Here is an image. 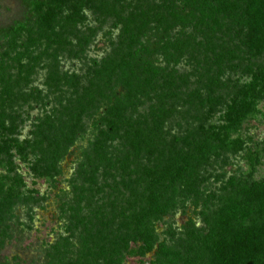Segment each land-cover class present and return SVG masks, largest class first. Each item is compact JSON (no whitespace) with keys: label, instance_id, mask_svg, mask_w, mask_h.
I'll return each instance as SVG.
<instances>
[{"label":"trees","instance_id":"trees-1","mask_svg":"<svg viewBox=\"0 0 264 264\" xmlns=\"http://www.w3.org/2000/svg\"><path fill=\"white\" fill-rule=\"evenodd\" d=\"M24 6L25 22L0 30V88L4 90L0 129L8 133L13 126L6 127L11 119L7 111L13 112L12 103L22 95L16 88L24 80L21 75L12 79L10 65L18 61L21 72L32 66L19 62L18 43L24 34L32 43L54 39L62 47L71 45V37L82 41L77 33L83 26L84 8L113 17L119 29L113 54L96 67L98 77L78 104L69 99L50 111L46 122L39 124L34 143L12 138L0 144V156L12 149L37 153L33 171L56 187L61 162L88 132L82 119L93 116V139L79 163L87 170L81 169L70 181L75 200L72 229L54 251H46L45 264H124L127 258L150 254H154L152 264H195L196 251L207 252L208 264H264L261 152L241 137L231 140L252 112L251 103L236 99L225 104L228 119L221 128L207 127L212 111H204L215 106L223 64L234 67L237 60L257 68L255 80L247 87L253 92L250 100L264 99V0H126L122 6L116 0H97V4L95 0H24ZM183 61L201 67L181 76L177 68ZM201 61L208 65L205 72L200 70ZM73 79L62 78L69 85L78 82ZM51 80L59 88L58 70H52ZM65 94L61 92V99ZM143 102H153L150 114L136 117ZM120 139L124 146L113 149ZM233 151L245 153L248 169L226 181L224 174L212 175L222 184L212 191L213 185L207 184L210 173L200 174L201 170L217 163L222 153ZM112 153L120 157L111 159ZM105 161L109 168L99 165ZM12 166L11 159L0 160V169L9 172L0 176V248L15 208L32 201L20 189L19 176L11 175ZM114 169L119 174L113 184L118 211L87 195L104 191L97 182L100 171ZM190 210L209 227L208 233L197 230L191 218L180 236L171 225L164 231L171 240L178 236L181 243L161 240L158 227L167 225L177 211Z\"/></svg>","mask_w":264,"mask_h":264},{"label":"rangeland","instance_id":"rangeland-1","mask_svg":"<svg viewBox=\"0 0 264 264\" xmlns=\"http://www.w3.org/2000/svg\"><path fill=\"white\" fill-rule=\"evenodd\" d=\"M109 1L113 2L114 0ZM116 1L119 6H122L126 0ZM95 3L97 4V0H95ZM90 5H94V3ZM94 9L84 8L83 26L77 33L82 41L70 36L72 41L69 46L62 47L55 43L54 39L50 42L39 39L37 42L32 43L28 41V33L23 35L18 43L19 62L25 67L27 63L31 62L32 66L31 68L27 66V71L21 72V65L19 66L18 61L15 62V60L10 65L8 73L12 79L21 75L20 78L21 80L23 78L25 83L24 80L21 81L16 88L17 92L22 95L17 98L19 99L17 102L12 103L13 112L7 111L11 119L6 122V127L12 129L13 126L12 133L0 129V144H4L12 138H18L20 141L30 140L34 143L38 126L46 122V116L50 111L59 109L60 105L69 99L78 104L79 99L87 94L93 80L98 77L95 71L96 67L103 66L107 56L113 54L114 44L117 42L119 35V29L114 27V18L105 17ZM25 14L24 0H0V30L25 22ZM83 38H86V40H83ZM239 61L234 62L236 65L234 67L231 66V63L223 64L221 76L224 78L219 90L214 94L217 99L215 106L204 109L206 113L212 111L207 115L210 117L207 127L211 125L221 128L220 126H224L227 123L225 119L228 115H225V104H232V101L236 99L239 103L245 100L247 103H251L249 110L252 112L245 115L240 131L233 133L231 140L236 141V139L241 137L245 140L247 146L260 150L262 165L258 175L264 176V99L260 100L259 98L254 102L250 100L253 92L249 91L247 87L255 80L253 77L257 68H248V63L239 64ZM33 62L35 63L34 65ZM183 62L177 68L181 76H189L201 67L199 65L197 68L195 65L187 63V61ZM201 63L204 62L201 61ZM53 69L58 70L61 77L59 88H55L56 85H54L55 87L52 85L51 75ZM202 69L205 72L208 69V65L204 63L200 70ZM65 76L74 77L76 79H73V81L77 80L78 82L76 84L71 82L70 85L65 84L62 80ZM259 78L260 76L257 77V79ZM1 89L3 88H0V93L4 91ZM62 91H65L66 94L61 99ZM25 94L26 96H23ZM222 102L224 106L221 105ZM87 103L88 100L86 99L85 105ZM152 103L145 104L143 102L140 113L136 117L150 114ZM0 110L2 109L0 108ZM10 112H12L11 115ZM92 121V115H87L82 119V123L88 126V132L71 149L70 156L61 162L62 174L57 180L58 185L56 187L48 180L36 176L33 171L37 153L28 150L26 153L20 154L17 150L12 149L9 154L0 156V160L2 158L11 159L13 164V173L11 175L19 176L22 182L20 189L25 194H30L31 196L29 197L32 200L28 205H19L15 208L13 216L8 222V232H4L6 235L3 234V239H1L3 243L0 248V264H45L46 251H54V247L57 246L58 242H61L60 239L69 236L68 230L72 229L70 227L71 208L73 207L72 203L75 201L70 181H73L77 177V173L82 169V167H79L80 158L93 139L90 129ZM122 141L120 139L114 142L112 148L121 150V147L124 146ZM244 155L243 151L225 152L218 159H215L217 163L204 166V170H201L200 174L210 173L212 178L208 180L207 184L209 186L210 184L213 185L212 191L222 187L221 182L214 179L212 175L224 174L226 176L224 180L226 181L228 177L236 174V172L238 173L239 170L248 169L243 160ZM119 157L120 153L110 156L111 159H118ZM226 158L227 160L223 162ZM99 165L106 166V168L110 167L106 161L103 164L99 163ZM82 170L86 171L87 169L83 167ZM7 173L9 172L0 169V176L7 175ZM83 177L85 182L86 175ZM118 179L117 170L114 169L113 172L101 170L97 182H99V187L104 186V188L102 187L104 191L91 197L90 194H87L89 199L94 198L95 201L101 202L100 204L102 205L106 203L108 210L118 211V196L114 195V191L117 189L113 187L114 181ZM103 197L105 200L102 199ZM191 218L195 219L197 230L202 231V234L206 235L209 227L200 218L195 217L191 210L188 213L177 211L173 217L166 220L167 225L158 227L161 240L169 239L172 245L181 243L180 239H176L180 236V229ZM168 225H171L173 232L178 235L173 240L168 236L170 234L166 235V232H164L168 229ZM194 249H199V247H194ZM153 255L150 254L145 258H127L124 264H152ZM193 261L195 264H208L207 252L196 251L192 256V263Z\"/></svg>","mask_w":264,"mask_h":264}]
</instances>
